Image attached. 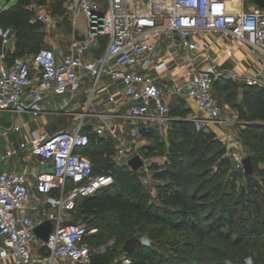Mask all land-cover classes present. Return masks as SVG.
Segmentation results:
<instances>
[{
	"label": "built area",
	"instance_id": "obj_1",
	"mask_svg": "<svg viewBox=\"0 0 264 264\" xmlns=\"http://www.w3.org/2000/svg\"><path fill=\"white\" fill-rule=\"evenodd\" d=\"M62 2L72 24L80 11L84 14L88 39L82 42L72 39L61 57L53 49L42 47L30 56L15 55L7 59L4 48L12 42L14 32L0 23L3 47L0 112L11 116L27 112L36 119L45 112L42 102L46 96L68 94L72 98L85 80L90 82L93 93L104 76H108L122 86L129 105L128 118L146 125L166 124L170 121L168 90L160 77L152 73V70L165 73L168 68L161 60L162 43L178 46L186 54V86H176L175 93H182L196 103L200 114L191 119L196 130L207 131L210 123L223 121L212 90L217 79L264 85V10L255 5L245 8V0ZM35 18L48 25L53 14H36ZM102 36L106 37L104 55L97 60L85 59L90 44ZM241 44L247 47L241 62L250 63L248 70L240 73L235 68L222 69V60L214 59L213 46H219L225 57L238 65L240 60L235 50ZM254 57L257 60L250 62ZM108 99L115 101L114 95ZM63 104L68 105L69 100L63 98ZM26 125V122L13 123L10 130L20 131ZM0 129L7 132L1 126ZM134 129L132 134L136 136ZM104 132L102 124L92 131L100 137ZM89 140L90 133L80 123L52 135L30 131L18 146L6 148L2 159L28 149L31 156L52 163L53 169L30 174L0 169V260L11 264H93L89 238L98 228L85 221L66 219L75 211L77 199L93 196L113 183L111 174L95 173L92 160L81 152ZM221 143L224 157L243 172L245 155L241 140L229 133ZM32 181L36 182L38 191L34 196L30 193ZM46 220L52 221V229L47 240H42L35 228ZM115 261V264H139L127 254ZM244 264H264V261L255 263L247 258Z\"/></svg>",
	"mask_w": 264,
	"mask_h": 264
},
{
	"label": "trees",
	"instance_id": "obj_2",
	"mask_svg": "<svg viewBox=\"0 0 264 264\" xmlns=\"http://www.w3.org/2000/svg\"><path fill=\"white\" fill-rule=\"evenodd\" d=\"M45 4H48L47 0H17L9 8L0 6V23L12 28L15 37V52L10 57L30 56L45 47V23L35 18L33 7ZM63 10L62 0L53 1L52 14L62 15ZM69 28L71 31L70 24ZM100 38L106 41V37ZM248 87L246 95L242 96L247 105V115L246 111L239 110V117L246 120L257 118L259 121L238 129V136L247 148L246 156L251 157L253 172H241L245 175L246 184L235 198L225 183L232 169L231 161L224 156L214 161L213 180H200L193 187L191 184L195 180L176 171L186 154L201 156L205 143L215 138L208 131L196 130L189 120L171 122L180 131L184 144L170 140L167 156L171 169H157L154 173L153 178L158 181L154 185L155 199L146 191L137 171L115 165L109 145L87 130L90 140L81 152L91 159L92 151H95L107 166L94 172L109 173L113 177V183L95 195L77 199L74 211L75 219L103 232L102 238L94 243L96 247L112 238L111 223L117 221L126 228L138 225L140 233L164 246L165 250L159 251L152 247L146 249L147 244H144L127 254L139 264H244L247 258L255 263L264 261V232L259 230L264 229V167H254L255 162L264 165V114L259 116L257 109H251L247 101L254 94L264 98V89ZM141 134L153 141L152 150L161 148L162 138L158 134L149 129H142ZM235 172L240 173L237 169ZM255 174L261 180L256 179ZM236 180L233 178L230 187ZM208 184H212L211 188L202 193ZM238 208L239 221L246 220L248 225L251 224L239 232L235 230L237 220L234 218ZM224 214L228 216L226 223H232L234 228L225 230L222 227L220 216ZM169 237L180 240H168ZM109 262L101 254L93 255V264Z\"/></svg>",
	"mask_w": 264,
	"mask_h": 264
},
{
	"label": "rangeland",
	"instance_id": "obj_3",
	"mask_svg": "<svg viewBox=\"0 0 264 264\" xmlns=\"http://www.w3.org/2000/svg\"><path fill=\"white\" fill-rule=\"evenodd\" d=\"M13 0H0V5L7 4L10 5ZM53 1L56 0H47L48 4L47 10L52 11ZM238 1V0H230ZM254 5L251 1L245 0V8L252 7ZM61 11V10H60ZM69 17L63 10L62 15L53 13V21L48 24V32L53 34H58L62 29L63 32L67 30L69 34H72V29L70 31L69 28ZM75 27L79 30L80 33H88V25L84 14L80 11L75 18L74 22ZM12 43H9L6 46V53H8V48L11 47ZM48 47V46H45ZM51 48V47H48ZM52 49V48H51ZM239 88V89H237ZM213 95L218 101L221 117H225L228 115V108L225 106L227 102H231L237 97L246 95L247 86H237L231 80L224 78V79H217L212 86ZM250 103L251 109H257L259 116H263L264 114V98L262 95L256 97L254 94L250 96ZM108 102H112L108 99ZM232 105V102H231ZM170 107V114L174 113L175 108ZM94 109L91 105L83 110V112L78 116V119L72 121L71 126L78 125L83 123L86 126V123L92 124V126L97 125H104L105 132L101 136L105 144L109 145V148L112 150L113 155L111 159L113 160L114 164L125 169L131 170V168L127 165L128 158L138 154L145 160V166L142 167L137 171L138 175L140 176L141 180H147L148 182L144 184L145 189L147 192L152 191L153 178L154 173L157 172V169H171L170 163L168 160V150L170 146V140H174L177 143L184 144L183 138L180 135V131L171 124L169 127H166L167 124L159 125V124H152L151 127L147 128L146 123L141 120H131L128 118V109L127 107L118 108L112 106L108 107H101ZM95 112V113H94ZM96 112H98L96 114ZM250 112V111H249ZM95 114V115H94ZM15 120H25L30 123L31 126L35 125L36 123H40L41 119L38 118L35 122L32 120V117L27 112L22 114H14ZM76 118V117H75ZM134 122V124H133ZM0 125L4 129H9L10 124L12 121L7 120V113L0 112ZM149 126V125H148ZM135 127V129H134ZM171 127V128H170ZM92 128V127H91ZM133 129L136 131L137 135L133 136L132 131ZM142 129H149L152 132L158 134L162 138V145L161 148L157 150H152L153 141L148 139L147 137L141 134ZM21 131H13L11 132V137H16L13 141V144H17L19 142V134ZM5 131H0V161H3L2 155L4 154V150L6 145L8 144L5 140ZM211 134V132H210ZM213 134V133H212ZM18 136V137H17ZM214 136V134H213ZM5 140V141H4ZM4 141V142H3ZM5 143V144H4ZM7 143V144H6ZM243 150H247L246 146H243ZM225 149L222 147V143L216 138H210L204 147V152L201 156L191 157L189 154H186L183 159V164L179 166L176 171H179L187 176L190 177L191 180H195L192 182L191 187L195 186L197 182L200 180H213V176L215 174L216 166L214 165V161L219 160L221 156H224ZM91 160L93 163V168L95 171H99L101 168L107 166V163L102 161V157L92 151ZM156 165V167H152ZM231 169L232 171L228 173L226 179V186L227 190L233 194V198L237 197L238 192L241 190L243 186L246 184L245 175L244 173H237L233 167L231 162ZM254 167L256 169L263 168V164L254 163ZM256 179L261 180V177L258 174H255ZM233 178H236V182L230 187V183L232 182ZM212 184L206 185L202 189L203 192H207L211 188ZM244 188V187H243ZM209 200V199H207ZM239 208L238 211L234 214V218L237 220L236 228L237 232L243 231L245 226L248 225L246 220L243 222L239 221ZM220 222L222 227L225 230H229L234 228L232 223H226L228 216L226 214L220 216ZM70 221L79 222L80 220L75 219V212L71 214V216L66 217ZM234 219V220H235ZM235 220V222H236ZM112 238L109 241H105L100 244L99 247L95 246L96 240L101 239L104 235L103 232L99 231L95 235L90 236V244L92 248L93 255L94 254H101L105 260L114 261L117 258L121 257L123 254L122 246L126 239L131 236H136L142 241H145L148 247L156 248L159 251H164V246L158 242H154L148 239L147 236L140 233L138 230V225H132L129 228H126L119 224L117 221H112ZM249 225H251L249 223ZM248 225V226H249ZM259 230H263L260 228ZM168 240H180V238H167ZM1 243V242H0ZM144 249V250H146ZM169 252L167 251V254Z\"/></svg>",
	"mask_w": 264,
	"mask_h": 264
},
{
	"label": "crops",
	"instance_id": "obj_4",
	"mask_svg": "<svg viewBox=\"0 0 264 264\" xmlns=\"http://www.w3.org/2000/svg\"><path fill=\"white\" fill-rule=\"evenodd\" d=\"M17 0H13L10 5L2 4L0 6H5V8L11 7ZM47 4L45 5H34V11L35 16L36 14L51 12L47 10ZM72 33L74 29V24H72L71 20L69 19ZM73 39V35L69 34L67 30L63 32L61 29L58 34H51L48 32V25L45 24V46L51 47L56 55L58 57L63 56L67 52V47L71 40ZM209 40L207 39V42ZM206 41L204 43H207ZM11 47L8 48V53H6V47L4 48V52L6 56H11L15 52V37L13 36ZM105 45L106 41L104 42L101 38H98L97 40L93 41L90 44L89 49L84 53V58L87 60H97L105 53ZM159 50L161 52V60L165 61L168 64V68L164 70L165 73H156L152 70V73L154 75H158L164 85H166L168 90V95H166V102L168 106H171L175 108L174 113L170 114V121L168 122L166 127H169L171 125V122L178 121V120H189L192 122V117L195 115H199L200 112L198 111L196 103L189 97L185 96L184 94L175 93L176 86H181L182 88L186 86L185 84V75L187 72L188 67V60L186 59V54L182 50V48L178 46H169L166 43H162L159 46ZM247 50V47L244 44H241L240 48L235 50V55L240 60L239 64L236 65L233 60H230L225 57L223 50L217 46H213V56L215 60H222L221 61V68L226 70L230 68H235L240 73H243L244 71L248 70V65L245 61L241 62L242 57L244 56L245 52ZM250 62H255L257 60L256 57L250 58ZM257 67H254L255 69ZM251 69V68H250ZM229 79V78H227ZM231 80V79H229ZM233 83H235L237 86H249L248 88L251 89H258L263 88L264 85H246L244 82L237 81V80H231ZM264 82V79H263ZM260 86V87H259ZM239 89V88H237ZM253 91V90H252ZM109 95H114L115 101L114 102H108ZM63 98L69 100L68 105L63 104ZM250 99V98H249ZM247 100L248 103L250 100ZM246 101V102H247ZM232 102V105H231ZM231 102H227L225 106L228 108V115L222 118L221 123H210L207 131L214 134L215 138H217L220 142L221 140L229 133L234 134L235 136H238V129L245 127L246 124L250 122H258L259 120L257 118H254L253 120H246L239 117V110L246 111L247 115V105L244 103L243 97H237V99L232 100ZM92 106L96 110V108L101 107H112L115 106L118 108L127 107L128 109V102L127 99L124 97L122 92V86L121 84L109 78L108 76H104L102 82H100L97 86V89L92 93L91 90V84L89 81L85 80L82 82L81 87L79 91L71 98L70 95L66 94L65 96H54L49 95L46 96L42 102V107L44 108L45 112L38 118L41 119V122L36 123L35 125L31 126L28 121L25 120H15V116H11L9 113H7V120L12 121L13 123H22L26 122L27 125L25 128L21 129V133L19 134V142L17 144H13V140L16 137H11V131L10 128L6 129L7 132H5L6 137L5 140L7 145L5 147V150L7 147H16L19 145V143L27 138L30 131H37V132H46L45 126L46 124L51 121L54 117L57 116V114L54 111H68V117H67V125L66 128H71L72 121L77 120L78 116L83 112L84 109H86L89 106ZM170 108V107H169ZM95 113V112H94ZM98 112H96L97 114ZM95 115V114H94ZM76 117V118H75ZM38 118L32 120L35 122ZM193 123V122H192ZM10 124L9 127L12 126ZM2 125V123H0ZM86 126L83 124V128L85 131L90 130L93 131V128L96 126H92L90 123H86ZM149 125V126H148ZM146 126L151 127L149 124ZM98 126V125H97ZM92 127V128H91ZM171 128V127H170ZM1 131V129H0ZM19 132V131H17ZM18 137V136H17ZM146 138V137H144ZM240 139V138H239ZM4 140V141H5ZM241 140V139H240ZM3 141V142H4ZM5 144V143H4ZM242 144V152L246 156L245 150H243V143ZM4 150V152H5ZM50 162H43L40 158L31 156L28 149L21 150L18 155L10 156L3 161H0V169H6L10 171H18V172H25L27 174H30L31 172L35 171H44L49 165H47ZM153 181L152 191H150V194L153 199L156 198V188L154 185L158 183L157 180H151ZM33 185L30 188V193L32 196L38 193L36 182L32 181ZM0 264H11L9 261L6 262L4 260H0Z\"/></svg>",
	"mask_w": 264,
	"mask_h": 264
},
{
	"label": "water",
	"instance_id": "obj_5",
	"mask_svg": "<svg viewBox=\"0 0 264 264\" xmlns=\"http://www.w3.org/2000/svg\"><path fill=\"white\" fill-rule=\"evenodd\" d=\"M256 7H259L264 10V0H250ZM91 32V31H90ZM73 40L82 42L86 41L88 39V33H80L79 30L75 27L73 29ZM2 39H0V55L2 54ZM67 117H68V111H61L57 114L56 117H54L51 121H49L46 126L45 130L48 135H52L58 131L64 130L67 125ZM243 162V169L245 174H251L253 172L252 163H251V157L245 156L242 160ZM49 165L44 171H51L53 169L52 163H48ZM127 165L131 168L133 171H138L142 167L145 166V160L138 154L128 158ZM52 229V221L46 220L40 225H38L35 228V233L42 239L47 240L48 234L50 230ZM146 244L145 241H142L136 236H131L128 238L124 244H123V251L126 254H130L133 252L137 247H140L142 245ZM116 261H111L107 264H115ZM32 264H40L39 262H33Z\"/></svg>",
	"mask_w": 264,
	"mask_h": 264
}]
</instances>
